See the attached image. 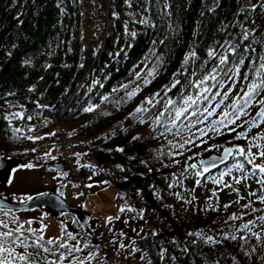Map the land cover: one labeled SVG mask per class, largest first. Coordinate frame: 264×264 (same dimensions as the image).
Wrapping results in <instances>:
<instances>
[{
    "label": "trees",
    "instance_id": "1",
    "mask_svg": "<svg viewBox=\"0 0 264 264\" xmlns=\"http://www.w3.org/2000/svg\"><path fill=\"white\" fill-rule=\"evenodd\" d=\"M96 1L93 36L92 0H0L5 157L51 173V165L62 162L66 172L57 178L74 187L77 180L67 175L83 167L88 177H76L84 194L91 186L113 191L132 224H145L158 239L162 264H264V202L255 195L231 200L230 187L223 192L215 182L251 172L250 157L235 151L207 175L198 166L225 148L247 153L250 140L238 134L253 120L264 129L257 117L264 101V25L251 30L264 0H217L214 8L209 0ZM252 84L260 87L249 99ZM139 107L147 111L137 113ZM177 110H183L179 119ZM49 145L62 155L53 156ZM241 163L243 170L235 167ZM25 234L32 245L33 234ZM56 243L46 246L56 249ZM93 248L103 264L100 247ZM67 252L41 256L54 261Z\"/></svg>",
    "mask_w": 264,
    "mask_h": 264
},
{
    "label": "rangeland",
    "instance_id": "2",
    "mask_svg": "<svg viewBox=\"0 0 264 264\" xmlns=\"http://www.w3.org/2000/svg\"><path fill=\"white\" fill-rule=\"evenodd\" d=\"M259 2L260 0H254ZM211 7L214 8L217 6V0H209ZM93 12H92V21H91V30L90 34L96 36L94 31V26L97 17V11L100 8V4L96 0H92ZM264 25V12L259 16V18L254 22L252 31L254 28ZM250 31V32H252ZM101 45V38H96L94 43V48L98 49ZM197 102V101H196ZM200 102V100H199ZM10 119L15 118L14 115L8 116ZM257 128L246 127L242 133H246L247 138L250 140V151L251 153H258L259 151H264V139H260L261 136H264V129L261 131H256ZM259 145V147H256ZM47 151H51V154L55 157L62 155L63 151L58 147L55 150H52V146L47 147ZM255 163L264 165V157L256 156ZM26 162L19 163L18 167L14 169L12 178L8 185H6L7 192L0 187V196L11 202L16 203L21 200L24 201L29 197L33 198L40 194L44 193H56L57 190L62 187L57 184V180L61 183L67 182L64 178L58 177V173H51L45 169H34L29 170ZM76 174L85 180L88 175L83 167L75 166ZM74 172H70L67 177H75L77 180L78 186L74 187L71 184L65 186L63 199L68 204L81 208L83 211L92 215L88 222V230L93 236V239L89 238L83 231L79 230V226L75 223L73 219L67 218V216H61L60 220H55L51 217L44 215L41 211H28V212H7L0 210V219H4L8 222L9 228H15L17 224L23 226V229L28 230L29 228L34 229L38 234L42 235L44 240L49 239L58 240L59 238L68 237L70 240L66 242L70 248H78L79 251H72L71 255L65 254L67 257L63 262L66 264H78V262H83V264H97L95 261L98 256V252H95L94 247H100L99 250L102 254V263L104 260H107L108 264H111L114 261V264H148L147 258L143 251H140L138 248V239L142 238L147 233L148 228L145 224L135 225L128 219V213L125 212V208L117 207L115 202V193L109 189L100 190L96 186H91V193L84 194L85 188L81 190V184L76 177ZM229 176L227 180H222L219 183L218 189L227 192L224 190L225 185H230L233 182V185H230L231 192L228 196L229 199L234 201H244L246 202L249 199L250 195L253 192L256 193L255 197L264 195V187H262L257 180L261 177H257L253 180H242L241 183H236L233 177H241L240 175ZM244 176V175H242ZM56 181H53V180ZM39 180H42L39 182ZM245 181V182H244ZM64 185V184H63ZM79 187V188H78ZM210 187V186H209ZM237 188V190L235 189ZM229 188V187H228ZM233 188V190H232ZM9 194V197L7 196ZM131 214H134L135 211L131 207ZM121 209H124L121 211ZM5 212L8 214L5 215ZM100 216V217H99ZM13 217L17 218L16 222H13ZM113 218L111 224L106 225L105 222L109 218ZM31 221V223H28ZM148 227V226H147ZM30 232V231H28ZM33 234L32 232H30ZM70 237H75L71 239ZM151 237V236H150ZM152 238V237H151ZM24 242L28 244L29 240L27 235L23 236ZM153 239V238H152ZM154 242L160 244L158 239L154 238ZM112 244L115 245V248L112 249ZM161 245V244H160ZM159 245V246H160ZM161 248V247H160ZM18 253H23L24 250L19 251L18 247L15 249ZM163 249H161L162 253ZM68 253V252H67ZM162 257V256H161ZM160 257V258H161ZM162 262V259H161Z\"/></svg>",
    "mask_w": 264,
    "mask_h": 264
},
{
    "label": "snow or ice",
    "instance_id": "3",
    "mask_svg": "<svg viewBox=\"0 0 264 264\" xmlns=\"http://www.w3.org/2000/svg\"><path fill=\"white\" fill-rule=\"evenodd\" d=\"M221 63H224V60H221ZM262 68H264V65H261ZM175 83H179L178 81H176ZM175 83L172 85V87H175ZM260 87L259 84H252L250 86V90L248 93H246V96L249 97V99L251 98L252 95L256 94L257 89ZM166 90H168V86H165ZM205 91H207V89H205ZM158 95V94H157ZM192 98L188 97V100L185 101V103H187L188 101H191ZM149 104L152 103L151 100L148 101ZM174 103L173 101H169V104ZM245 103L247 104L248 101L246 100ZM261 104V111L257 113V117L260 118V120L264 121V101H260L259 102ZM89 111H91L92 109H88ZM137 113H141L144 111H147L146 109H144L143 107H139L137 108ZM183 114V110H177L175 112V119H179L180 116ZM242 113H236L237 118H239V115H241ZM15 115H19V114H15ZM209 115H211V113H209ZM232 115L230 113H225V116H229ZM220 123H224L223 121H220ZM231 123H235V120H232ZM258 124L256 123L255 120H253V122L250 124V128L251 127H257ZM234 130V129H233ZM31 139V137H29ZM238 138H247L246 133H239L238 134ZM260 139H264V136H261ZM256 147H259V145H256ZM122 151V149H121ZM233 149H227L226 153H232ZM239 155L241 156H249L250 158L248 159V164L253 165V168L251 170V172L246 173L244 176L241 177H233V179H235L236 183H240L241 180H246L248 178L254 177V176H259L261 177L260 179L257 180V183H259L262 187H264V165L261 164H256L255 163V157L258 155L260 157H264V151H259L258 153H251L250 149L249 151L246 153L245 150L243 148L239 149L238 152ZM27 167L31 168L32 165H27ZM191 167L193 169L197 168V165H191ZM235 167L237 169L243 170L244 169V164H237L235 165ZM258 170V171H257ZM197 175H200L199 172L196 173ZM216 183H221L222 180H216ZM197 183H199V181H197ZM225 187H230V185H225ZM178 195V194H177ZM252 195H256L255 192L252 193ZM28 199H31V197H29ZM261 202H264V195H261L259 197ZM23 202V201H22ZM225 207H228V205H226ZM245 207H248V205H245ZM4 208V203L3 200H0V210H3ZM124 209H121V211H123ZM8 211H11V209L9 208ZM8 213L5 212V215H7ZM111 217L109 218V221H111ZM230 219H238V217L233 216ZM259 219L261 221H264V216L259 217ZM17 220V218L13 217V222L15 223ZM28 223H31V221H29ZM253 222H249L243 225V228L248 229L249 228V224H251ZM28 231L33 233L34 236V242L32 245H28L27 243L24 242L23 236H24V230H23V226L20 224H17V226L13 229V228H9V224L6 220L4 219H0V264H18V262H26V264H35V260L34 257H40L41 259L45 260V264H62L63 260L66 259L67 257L64 255V253H60L59 257L57 258V260L54 261H47L46 258L41 256V252L43 253H51L53 255L56 254V249H67L68 250V254L71 255L72 251H79L80 249L78 248H70L68 244L66 243H56L55 240L53 239H49L46 242L44 241V238L42 235L38 234L34 229L29 228ZM193 235H197V234H193ZM253 235H257V233H253ZM71 239H75V237H70ZM259 238V237H258ZM209 240H211L212 238L209 237ZM233 239H235V237H233ZM19 242V245L21 248L27 249L28 247H32L33 248V253H28L27 251L23 252V253H18L16 252V245ZM56 243V249H52L47 247L46 245H52ZM78 264H83V262H78Z\"/></svg>",
    "mask_w": 264,
    "mask_h": 264
},
{
    "label": "water",
    "instance_id": "4",
    "mask_svg": "<svg viewBox=\"0 0 264 264\" xmlns=\"http://www.w3.org/2000/svg\"><path fill=\"white\" fill-rule=\"evenodd\" d=\"M1 70V68H0ZM227 149H233L232 153H226ZM237 147H229L222 150L219 156L212 155L201 159L198 161V166L202 170V172L207 175L210 172H214L218 168L225 166L230 158L233 156L235 151H238ZM19 160L16 159H7L5 157L4 152L1 149L0 145V184L6 185L12 177L13 168L17 166ZM51 168L54 170L64 173L65 166L62 163H55L51 165ZM6 190V188H5ZM7 192V190H6ZM64 191L59 189L57 193H44L40 194L36 197L28 199L26 202L20 203H11L0 196V200H3L4 208L2 211H8L9 208L11 211L9 212H26V211H34L40 210L43 211L50 216L57 218L62 214H70L77 218L80 228L84 231L87 236L93 239V236L88 231V222L91 219V215L81 208L74 207L68 204L63 199ZM138 248L140 251H143L148 264H161V248L157 242L150 237V235H145L142 238L138 239ZM104 264H108L107 260H104Z\"/></svg>",
    "mask_w": 264,
    "mask_h": 264
},
{
    "label": "crops",
    "instance_id": "5",
    "mask_svg": "<svg viewBox=\"0 0 264 264\" xmlns=\"http://www.w3.org/2000/svg\"><path fill=\"white\" fill-rule=\"evenodd\" d=\"M42 181V180H39V182ZM53 181H56L55 179Z\"/></svg>",
    "mask_w": 264,
    "mask_h": 264
},
{
    "label": "built area",
    "instance_id": "6",
    "mask_svg": "<svg viewBox=\"0 0 264 264\" xmlns=\"http://www.w3.org/2000/svg\"><path fill=\"white\" fill-rule=\"evenodd\" d=\"M69 148V147H68Z\"/></svg>",
    "mask_w": 264,
    "mask_h": 264
}]
</instances>
